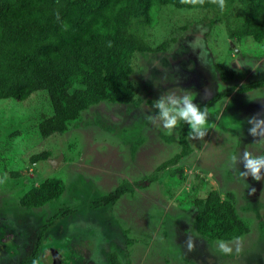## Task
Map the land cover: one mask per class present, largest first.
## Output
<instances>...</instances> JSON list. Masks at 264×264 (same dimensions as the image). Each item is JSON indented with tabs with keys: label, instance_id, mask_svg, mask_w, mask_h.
Instances as JSON below:
<instances>
[{
	"label": "rangeland",
	"instance_id": "1",
	"mask_svg": "<svg viewBox=\"0 0 264 264\" xmlns=\"http://www.w3.org/2000/svg\"><path fill=\"white\" fill-rule=\"evenodd\" d=\"M212 15L164 7L161 19L170 24L167 30L164 24L155 28L151 40L156 44L167 35L175 40L165 51L135 56L131 78L143 100L131 110L100 103L84 111L68 132L41 137L34 126L41 114L51 112L44 92L23 101L0 99V241L6 248L19 246L23 257L29 255L45 226L39 264H105L104 250L106 257L116 252L122 264H264V228H259L264 179L242 178L229 167L234 154L264 155V137L249 131L253 117L264 119V87L237 90L264 76V47L248 37L241 43L229 39L222 22L209 26ZM196 37L201 47H192ZM216 63L235 70V77L222 81ZM227 88V95L216 97ZM168 93L192 96L207 113V130L194 139L187 124L190 152L157 170L182 149L177 142L180 122L166 134L153 106ZM96 120L111 130L97 126ZM43 150L50 157L28 163L31 154ZM52 159H59L55 166ZM238 168L244 171L242 164ZM51 177L65 183L59 200L33 210L20 205L22 193ZM122 182L132 191L114 205H91ZM135 182L145 185L133 187ZM212 189L222 197L233 193L234 205L249 226L248 233L230 241L232 254H222L218 240L183 230L195 210L189 199ZM74 204L78 217L59 213ZM100 220L107 223L108 235L97 241L87 227ZM72 223L84 234L70 231ZM13 259L2 254L0 264H19Z\"/></svg>",
	"mask_w": 264,
	"mask_h": 264
},
{
	"label": "trees",
	"instance_id": "2",
	"mask_svg": "<svg viewBox=\"0 0 264 264\" xmlns=\"http://www.w3.org/2000/svg\"><path fill=\"white\" fill-rule=\"evenodd\" d=\"M167 6L209 11L213 14L207 19L209 26L222 22L229 39L241 43L248 37L264 47V0H225L223 10L216 0H0V99L23 101L44 92L51 112L41 114L34 126L41 137L68 132L84 111L100 103L125 105L127 110L138 107L143 99L136 93L131 78L134 58L137 54L165 51L175 40L168 35L156 44L151 40L156 37L155 28L170 24L161 19ZM215 68L222 81L235 77L236 71L223 63H216ZM256 87H264V76L241 84L237 90ZM229 90L216 97L227 95ZM95 122L104 130H111L103 120ZM179 124L177 142L182 149L157 170L190 152L187 123ZM50 155L48 150L33 153L28 163L37 164ZM177 171L180 173L181 169ZM65 188L62 179L47 178L22 193L19 203L26 210H33L59 200ZM130 191L132 186L122 182L92 199L91 205L111 206ZM189 201L195 209L192 228L201 237L231 241L248 233L249 226L234 205L233 193L222 197L212 189ZM65 206L59 213L66 215L77 209L75 204ZM259 219V228H264V211ZM44 229L42 226L31 253L20 264L41 263ZM106 262L122 264L116 252H111Z\"/></svg>",
	"mask_w": 264,
	"mask_h": 264
},
{
	"label": "clouds",
	"instance_id": "3",
	"mask_svg": "<svg viewBox=\"0 0 264 264\" xmlns=\"http://www.w3.org/2000/svg\"><path fill=\"white\" fill-rule=\"evenodd\" d=\"M221 10L225 7V0H216ZM200 37L192 42V47H201L199 44ZM158 109L157 115L162 120V128L166 130V134L171 135L174 128L178 126L180 121L188 124L190 128L189 134L194 138H202L207 130V113L194 102V98L184 94L176 96L175 93L162 95L155 100L154 105ZM152 119L151 116L148 117ZM252 127L249 129L253 136L260 138L264 137V119L253 117L250 121ZM242 164L244 171H240L238 165ZM231 169H235L238 175L242 178L251 176L256 181L264 179V155H254L248 151H244L242 155L234 154L229 163ZM139 187L134 185V187ZM131 192V191H130ZM117 202V201H116ZM114 205V204H113ZM109 206V205H108ZM218 248L222 254H232L233 248L230 246V241L218 240ZM192 244H189V248ZM240 248L237 246L235 252L239 253Z\"/></svg>",
	"mask_w": 264,
	"mask_h": 264
},
{
	"label": "crops",
	"instance_id": "4",
	"mask_svg": "<svg viewBox=\"0 0 264 264\" xmlns=\"http://www.w3.org/2000/svg\"><path fill=\"white\" fill-rule=\"evenodd\" d=\"M249 113H251L250 112V110H248V112L247 113H245L244 112V114L246 115V114H249ZM96 208V207H95ZM76 209V208H75ZM77 209L76 210H74L73 211V214L72 215H75V216H73L74 218L75 217H78V215H77ZM94 224H95V226H94ZM108 225H107V223L106 222H104V221H102V220H100V221H95L93 224H92V226H88L87 228L88 229H91L93 232H94V234H95V236H97V237H94V238H97V241L98 240H100L101 239V237L102 238H104L105 236L104 235H108L107 233H106V227H107ZM68 229H70V231H76L77 233L78 232H80V233H83L84 234V232L80 229V228H75V224L74 223H72L71 224V227L70 228H68ZM64 233V232H63ZM0 234H2L3 235V233L2 232H0ZM39 235V234H38ZM62 235V234H61ZM51 235H49V237H50ZM4 238V237H3ZM43 238H44V234H43ZM4 241H5V239H4ZM0 243H1V247H0V255H2V254H5V256H6V258H14V259H16L17 261L20 259V257H21V255L20 254H22V252L21 251H19L18 250V248L16 249L15 248V251L14 250H9V249H11L12 247H9V249L8 248H6L5 246H4V242H2V241H0ZM12 249H14V248H12ZM9 251H11V252H13V253H9ZM4 252V253H3ZM24 257H23V255H22V259H23ZM13 259V260H14Z\"/></svg>",
	"mask_w": 264,
	"mask_h": 264
},
{
	"label": "flooded vegetation",
	"instance_id": "5",
	"mask_svg": "<svg viewBox=\"0 0 264 264\" xmlns=\"http://www.w3.org/2000/svg\"><path fill=\"white\" fill-rule=\"evenodd\" d=\"M183 230H184V233H186V232H191L192 230H194V228H192V222L189 224V226H188V228H183ZM5 240H7V239H5ZM3 241V240H2ZM0 247H1V245H0ZM12 247V246H11ZM13 248L15 249V247L13 246ZM12 249V248H11ZM10 250V249H9ZM9 253H13V252H11V251H9ZM21 255V257H20V259L18 260V263L20 264V262H21V260H22V255H23V252H22V254H20ZM104 260L105 261H107V257H106V255H105V250H104ZM93 262V261H92ZM93 264V263H92ZM94 264H96V262H94ZM105 264H107V262L105 263Z\"/></svg>",
	"mask_w": 264,
	"mask_h": 264
},
{
	"label": "water",
	"instance_id": "6",
	"mask_svg": "<svg viewBox=\"0 0 264 264\" xmlns=\"http://www.w3.org/2000/svg\"><path fill=\"white\" fill-rule=\"evenodd\" d=\"M58 160L59 159H52L51 161H50V163L53 165V166H55L56 165V163L58 162Z\"/></svg>",
	"mask_w": 264,
	"mask_h": 264
}]
</instances>
